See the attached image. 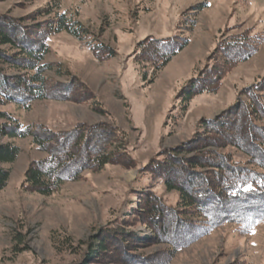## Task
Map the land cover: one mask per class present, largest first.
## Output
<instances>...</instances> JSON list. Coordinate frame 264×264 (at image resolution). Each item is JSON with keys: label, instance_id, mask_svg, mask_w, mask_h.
Here are the masks:
<instances>
[{"label": "rangeland", "instance_id": "1", "mask_svg": "<svg viewBox=\"0 0 264 264\" xmlns=\"http://www.w3.org/2000/svg\"><path fill=\"white\" fill-rule=\"evenodd\" d=\"M202 3L207 7L188 34L189 44L152 84L144 82L132 62L135 45L148 36L176 35L181 14ZM59 15L78 23L88 36L84 41L65 32L48 37L42 64L50 66L44 76L50 88L57 89L55 95L34 101L28 110L0 102V115L22 127L40 125L56 133L77 125L110 126L117 131L115 145L124 146L126 155L100 171L82 173L77 181L44 197L24 190L22 181L28 165L45 154L30 138H1L0 143H12L20 153L13 164L1 166L10 176L0 192V264L73 263L105 229L121 220L122 227L151 238L152 229L135 222L142 193L155 194L172 208L179 200L176 192H168L143 168L160 151L191 139L201 120L228 110L242 98L241 91L264 79L263 42L258 53L224 79L216 95L195 97L185 117L174 124L179 90L205 67L219 40L249 29L264 37V0H0V16L23 19L28 25ZM96 45L109 48L113 57L97 58L92 50ZM60 85H67L66 90ZM260 125L264 127V122ZM222 152L241 165L248 159L234 148ZM185 217L197 219L200 214ZM200 233L179 249L164 241L139 250L159 261L163 256L165 264H264V220L249 227L236 219Z\"/></svg>", "mask_w": 264, "mask_h": 264}, {"label": "trees", "instance_id": "2", "mask_svg": "<svg viewBox=\"0 0 264 264\" xmlns=\"http://www.w3.org/2000/svg\"><path fill=\"white\" fill-rule=\"evenodd\" d=\"M206 7L202 3L184 11L176 24V35L164 39L148 36L135 45L132 62L144 82L152 84L160 71L186 48L188 34ZM60 32L79 41L88 36L78 23H70L61 15L34 25L0 16V102L28 110L34 101L53 98L57 89L50 88L44 76L50 66L42 62L48 51V37ZM263 42V35L250 29L219 40L205 67L179 90L175 98L179 113L174 124L185 117L195 97L216 95L224 79L258 53ZM92 50L101 60L113 57L112 51L101 45ZM5 67L16 74L7 72ZM66 86L60 85L63 89ZM240 95L242 98L228 110L201 120L191 139L160 151L143 168L168 192H176L179 200L177 207L172 208L155 194L142 193L145 197L138 202L139 217L135 222L152 229L151 238H142L134 229L122 227L121 220L93 240L83 258L70 264H114L116 260L165 264L163 256L159 261L153 255H142L139 249L164 241L173 250L179 249L190 243L198 231L203 232L199 235L207 233L209 227L236 219L250 227L264 220V127L260 125L264 122V79ZM0 117L6 120L0 124V139L30 138L32 145L45 154L44 159L28 165L22 181L24 190L40 196H51L64 184L77 181L82 173L100 171L106 165L121 162L126 155L124 146L115 145L117 131L110 126L77 125L68 132L56 133L40 125L22 127L6 114ZM228 147L246 155L245 164L222 152ZM19 153L12 143H0V192L10 176V171L1 166L13 164ZM197 213V219L185 217Z\"/></svg>", "mask_w": 264, "mask_h": 264}]
</instances>
